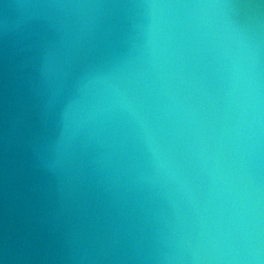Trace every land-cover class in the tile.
Here are the masks:
<instances>
[{
  "label": "water",
  "instance_id": "obj_1",
  "mask_svg": "<svg viewBox=\"0 0 264 264\" xmlns=\"http://www.w3.org/2000/svg\"><path fill=\"white\" fill-rule=\"evenodd\" d=\"M226 222L264 239V0H0V264H207Z\"/></svg>",
  "mask_w": 264,
  "mask_h": 264
},
{
  "label": "clouds",
  "instance_id": "obj_2",
  "mask_svg": "<svg viewBox=\"0 0 264 264\" xmlns=\"http://www.w3.org/2000/svg\"><path fill=\"white\" fill-rule=\"evenodd\" d=\"M154 10L164 12L168 9L191 8L196 10L205 22L212 21L223 10L233 5L227 3H203L194 5L153 4ZM235 30V29H234ZM246 81L250 86L254 84V71L250 61L246 69ZM253 89L250 87V94ZM193 251L194 259L206 261L207 264H264V239L253 228L234 224L221 223L203 237Z\"/></svg>",
  "mask_w": 264,
  "mask_h": 264
}]
</instances>
